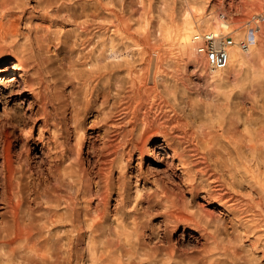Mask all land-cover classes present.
I'll use <instances>...</instances> for the list:
<instances>
[{"label": "bare ground", "instance_id": "1", "mask_svg": "<svg viewBox=\"0 0 264 264\" xmlns=\"http://www.w3.org/2000/svg\"><path fill=\"white\" fill-rule=\"evenodd\" d=\"M223 1L198 0L180 26L160 32L178 53L153 57L129 29L114 26L109 0H43L56 17L40 35L0 22V247L52 262L54 246L45 252L41 238L50 218L76 233L60 246L86 253L91 264H261V27L253 41L250 32L234 40L226 69L209 67L212 91L204 100L186 86L187 69L200 68L203 57L195 36L231 28L213 11ZM240 5L255 11L264 0ZM9 6L0 0V12ZM48 91L59 101L52 111L43 99ZM34 110L44 118L40 132L56 140L47 168L23 155L31 149L28 123L39 117Z\"/></svg>", "mask_w": 264, "mask_h": 264}, {"label": "rangeland", "instance_id": "2", "mask_svg": "<svg viewBox=\"0 0 264 264\" xmlns=\"http://www.w3.org/2000/svg\"><path fill=\"white\" fill-rule=\"evenodd\" d=\"M9 1L10 6L8 7V10L3 13L0 12V22L18 23L21 33L23 35L30 34L31 36H35L36 34L40 35L46 31L47 27L52 26V21H54L56 15H51L50 13H52L51 9L54 8V5L53 7H46L47 5L43 3V0ZM235 1L230 2V0H225L223 3L221 2L220 4H216L214 6L213 11H215L216 14L222 15L224 18H226V20L232 22L230 30L224 34H229L234 40L237 41L238 36L246 32L249 34L250 32L253 41L255 35L258 34V32L257 34L255 33L259 30L258 27L260 26L263 32L261 37L264 38V8H257L258 10L256 9L255 11H246L241 8L240 4L242 0H240V2L239 0ZM197 2L198 0H188V2L185 0H109V2H106V8L107 12L112 16L111 21H113L114 26L125 27L129 29L130 38L139 43L140 49L146 54V56L153 57L160 51L169 53L172 48L173 49L170 53L175 51V47H171V42L166 40L160 32L170 25L180 26L182 24L181 22L183 15L192 5L197 4ZM55 28L56 26L53 27V30H55ZM69 29L70 26H66L64 31ZM202 32L207 31L203 30ZM165 49L167 51H163ZM175 52L178 53L177 50ZM63 56L66 58V55ZM197 58L199 66L201 67H189L187 69L188 78H186L188 92L196 100L203 97L204 94L210 93L212 91V87H210L208 81V78L211 75L209 73L210 68L204 57L201 59L199 56H197ZM200 63L202 64L200 65ZM68 66V62L64 61L63 68L67 70ZM51 91H53V89ZM54 98L55 95L53 96V93L50 95L49 91L47 93H43V99H47L49 102H52L50 104L48 103L47 105L48 111H52V104L55 106H58L59 104L57 97L55 99ZM201 99L204 100L203 98ZM12 105L13 104L9 105L8 113H11L10 108ZM33 108L36 110L35 107ZM4 109L5 104L0 103V113H3ZM17 110H20L18 106ZM35 110L34 112L36 113ZM37 113H39V117L35 119L33 118L28 123V125L33 128V133L30 140L31 149L30 151L24 150L23 155L24 157L29 156L31 163H36V166L39 165V167H37L39 169L41 165L44 166V168L49 166V163L58 153V149L54 144L56 141L55 138L52 137L48 131H43L42 133L40 132L39 126L43 123L44 118L42 115H40L42 114V111ZM40 133L43 135L41 140ZM149 164L150 160L145 159V170ZM0 206L2 207L3 205L0 203ZM1 207L0 211H3L4 209ZM213 208L214 206L212 209ZM158 212H161V210H158ZM158 212H155L153 217H155V219L159 218L161 220L162 218H160V215L158 216V214H156ZM50 220V218H47L43 221L44 228L41 233V238L44 241L43 245L45 252H48L47 245H50L49 248H51V244L54 246L52 254H54L56 257L54 258L57 260L52 258V262L54 264H91L88 260V257L86 256V253L84 256L82 251V253L77 251V248L72 249L66 245H64L65 248L62 247L63 245L60 246L61 242L63 241L64 243L62 244H65L66 241L68 243L70 239H74L76 233L71 232V230L66 227L60 228L61 226L52 224L53 222L51 223ZM182 232L183 229H180L177 232V235L182 234ZM242 235L246 236L244 233ZM256 236H258L257 232H252V234L249 236V239L255 240ZM249 239L243 238L241 243L248 246L251 243ZM58 240L59 242H57ZM51 241L55 243L53 244ZM56 243H58L59 246ZM55 247L57 248L55 249ZM61 248L62 251L60 254ZM7 249L4 250V248L0 247V264H53L50 261H48V263H39L40 259L30 254L21 253L20 249L18 248H16L14 252L10 249V252L12 253H10L9 250L7 251ZM261 250L262 249L258 250L257 254L259 256V263L264 264V256L262 253L263 250ZM82 256H84L85 260L81 259ZM138 260L134 259V261L132 260L128 264H145L141 260Z\"/></svg>", "mask_w": 264, "mask_h": 264}, {"label": "built area", "instance_id": "3", "mask_svg": "<svg viewBox=\"0 0 264 264\" xmlns=\"http://www.w3.org/2000/svg\"><path fill=\"white\" fill-rule=\"evenodd\" d=\"M198 55L203 56L209 67L214 70H224L229 64L230 49L235 46V41L229 34L204 32L194 38ZM242 49H247L246 41L240 43Z\"/></svg>", "mask_w": 264, "mask_h": 264}]
</instances>
